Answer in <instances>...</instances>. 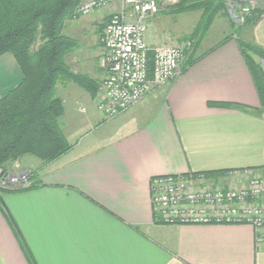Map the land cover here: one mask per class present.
I'll use <instances>...</instances> for the list:
<instances>
[{
    "label": "crops",
    "instance_id": "obj_1",
    "mask_svg": "<svg viewBox=\"0 0 264 264\" xmlns=\"http://www.w3.org/2000/svg\"><path fill=\"white\" fill-rule=\"evenodd\" d=\"M231 30L204 51L205 38L194 42L176 79L108 122L113 136L104 132L80 148L64 133L72 148L38 164V178H29L34 188L0 192V264H264V244L256 246L250 226L162 225L150 202L154 177L208 174L220 182L234 171L264 177V113L239 46L264 50V17L204 55ZM92 54L93 68L90 60L75 64L101 83L99 52ZM189 58L197 60L187 66ZM21 79L14 58L1 56L0 96ZM58 96L60 124L77 101L92 103L73 84Z\"/></svg>",
    "mask_w": 264,
    "mask_h": 264
},
{
    "label": "built area",
    "instance_id": "obj_2",
    "mask_svg": "<svg viewBox=\"0 0 264 264\" xmlns=\"http://www.w3.org/2000/svg\"><path fill=\"white\" fill-rule=\"evenodd\" d=\"M234 3L233 19L243 26L254 10H264V0H228ZM113 8L102 27L100 65L105 76L95 108L106 121L144 101L153 91L168 86L180 73L192 40L173 45L150 46L146 40L149 21L160 12V0H77L75 15L87 17ZM229 8V5H228ZM230 13V10H228ZM152 54V70L148 55ZM244 181L220 188L203 174L168 175L151 179L152 214L162 225H247L254 231L256 246L264 244V178L248 171L227 174ZM30 172L19 161L0 167V190L29 187Z\"/></svg>",
    "mask_w": 264,
    "mask_h": 264
},
{
    "label": "trees",
    "instance_id": "obj_3",
    "mask_svg": "<svg viewBox=\"0 0 264 264\" xmlns=\"http://www.w3.org/2000/svg\"><path fill=\"white\" fill-rule=\"evenodd\" d=\"M76 5L77 0H0V57L12 56L22 74L19 84L0 96V167L3 169L26 157L47 164L72 148L60 124L64 111L58 96L60 87L73 84L92 100L98 94L99 81L70 61L81 48L75 36L65 33L68 25L78 18ZM173 12L198 14V21L187 37L195 43L206 37L217 19L227 17L225 0H180ZM261 17L264 10L256 9L246 17L244 25H253ZM230 39L226 36L204 55ZM239 46L264 113V69L258 62H264V50L251 43L240 42ZM196 60L189 58L187 66ZM148 70L151 73L152 54L148 55ZM32 188L33 183L13 191Z\"/></svg>",
    "mask_w": 264,
    "mask_h": 264
},
{
    "label": "rangeland",
    "instance_id": "obj_4",
    "mask_svg": "<svg viewBox=\"0 0 264 264\" xmlns=\"http://www.w3.org/2000/svg\"><path fill=\"white\" fill-rule=\"evenodd\" d=\"M179 1L180 0H160V12L155 20V23L157 22L158 25L156 24L157 26L154 25L152 27L149 25L147 32V41L150 46L159 44L173 45L176 42L180 43L184 40H190L187 37L190 36L198 21V14H175L173 9L177 6ZM225 4L227 7V17L223 19H228L229 23L225 20L215 23L213 27L211 26L212 28L209 30L200 45V51H204L208 47L213 46V44H216L222 38L223 34H226L231 29V33L228 35L229 37L232 38L234 37V34H237L239 35V38H242V30L240 29L243 26H238L234 23L232 16L233 8H230L234 6V3L232 1L225 0ZM107 10L108 9L94 12L87 17L77 16L78 18L72 21L66 28L65 33L67 35L75 36L80 41V50L75 52L70 60L73 65L75 62L81 64V60L84 59L86 62L90 60V68H93L95 62L93 63L92 56L96 57V55L92 53H95L96 51L99 52L98 58L100 59V55L102 53L100 44L101 33L99 35L97 28L102 27L106 17L114 12V9L112 8L109 9L110 11ZM228 10H230V13ZM193 46L191 50L193 49ZM93 47H97L99 49H93ZM191 50L187 52L186 55H192ZM81 54H83L84 57L81 58ZM258 62L264 69V62L259 60ZM85 66H89V62L88 64L85 63ZM91 72L94 71L91 70ZM96 98L97 95L92 100V103L90 101L87 103L82 100L77 101V103H79L76 104V111H67L65 116L66 118L64 122L61 123L63 133H65L68 137L69 143L76 147L79 146L82 148L86 143L95 141L104 132H107L108 136H113L116 131L113 126H109L108 124V122H111L112 120L106 121L102 117L100 118L101 120H99L100 116L95 108ZM86 118H89L90 121H87ZM116 128L118 129V127ZM19 163L22 169L28 170L30 175L32 173L35 180L38 178L37 166L40 164L39 160L32 157H26L19 161ZM205 179L208 183L216 185L220 188H227L229 185L231 186L232 183L234 184V187L238 186L242 188L245 184L241 178L234 180L230 179L229 176H226L225 180H221L220 182L211 181L209 177L206 176Z\"/></svg>",
    "mask_w": 264,
    "mask_h": 264
}]
</instances>
